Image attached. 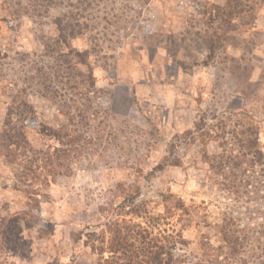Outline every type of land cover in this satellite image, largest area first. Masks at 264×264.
I'll return each mask as SVG.
<instances>
[{
	"label": "rangeland",
	"instance_id": "rangeland-1",
	"mask_svg": "<svg viewBox=\"0 0 264 264\" xmlns=\"http://www.w3.org/2000/svg\"><path fill=\"white\" fill-rule=\"evenodd\" d=\"M230 1L0 0V264H107L105 226L149 219L171 264H264V165L210 168L264 149V0Z\"/></svg>",
	"mask_w": 264,
	"mask_h": 264
},
{
	"label": "trees",
	"instance_id": "trees-1",
	"mask_svg": "<svg viewBox=\"0 0 264 264\" xmlns=\"http://www.w3.org/2000/svg\"><path fill=\"white\" fill-rule=\"evenodd\" d=\"M230 2L232 1L229 0L227 4L231 6ZM229 15L231 14L229 13L228 16ZM57 27L60 31H62L60 24H57ZM23 106L29 109L26 104H23ZM30 113L32 112L29 110L22 111L19 113V118L24 115H30ZM16 115L17 114H15L14 117H16ZM9 116L10 117L7 122L4 124V140L2 143L6 147L7 157L11 155L13 157H17V153L21 149L29 151L30 148L25 138V134L21 131V128L19 127L17 129L16 127L10 126L12 113ZM194 129L196 131L200 130L197 124H195ZM243 135L245 136V140L243 141V144L240 145V151H232V154L227 155V153L221 149L219 154L210 158V168L216 178L223 179V171L229 170L230 168L231 171L238 170L237 168L249 163H253L249 165H264V149L258 145L257 134L251 132V130H247L243 133ZM37 168L38 165H25L22 169L19 180H17L18 183L24 186L25 183L35 179ZM236 178L237 176H235V180ZM224 181L226 185V181L229 180L224 178ZM215 182H217V180ZM226 187L229 188L230 184H227ZM164 199V201H166L167 198ZM136 208L137 206L132 204V208L129 213L140 218V213L136 210ZM175 209L183 211V205L178 203L175 206ZM150 221V219L147 220L143 226H141V224L137 225L130 222L127 224L116 223L105 226L106 234L109 235L110 239L108 240L105 248L102 246L98 249L100 257L104 253H107L109 255V259L105 262L107 264H171L173 261L171 252L176 249H184L186 242L181 234H177L175 238L172 237L171 240L164 238V236H161L159 233L155 235L154 231L158 229L157 227L159 224L156 220L154 224ZM228 226V222L223 221V225L219 227L220 234L226 250L235 254L238 251V240L234 237L235 232L230 230ZM95 236V234H92V237L95 238ZM103 241L104 240L102 238L100 244H102Z\"/></svg>",
	"mask_w": 264,
	"mask_h": 264
}]
</instances>
